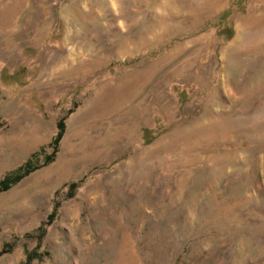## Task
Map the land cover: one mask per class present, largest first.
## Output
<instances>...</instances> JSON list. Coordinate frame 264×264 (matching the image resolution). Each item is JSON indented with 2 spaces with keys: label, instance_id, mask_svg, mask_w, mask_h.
<instances>
[{
  "label": "rangeland",
  "instance_id": "1",
  "mask_svg": "<svg viewBox=\"0 0 264 264\" xmlns=\"http://www.w3.org/2000/svg\"><path fill=\"white\" fill-rule=\"evenodd\" d=\"M27 165L0 264H264V0H0V182Z\"/></svg>",
  "mask_w": 264,
  "mask_h": 264
},
{
  "label": "trees",
  "instance_id": "2",
  "mask_svg": "<svg viewBox=\"0 0 264 264\" xmlns=\"http://www.w3.org/2000/svg\"><path fill=\"white\" fill-rule=\"evenodd\" d=\"M60 128V132L58 134V136L55 138V140L53 141V146L56 147L59 144L60 139L62 138V135L64 133V124L60 123L59 125ZM51 158V157H50ZM52 161V158H51ZM31 165H27L24 169L25 173L21 174L23 170H21L19 172V174L15 175V177H7L5 180H3L2 182H0V194L3 192L8 191L9 189H11L15 184H17L21 178H23L24 175L29 174L32 171V167H30ZM79 188V184L78 183H74L70 186V191L72 196H74V194L77 192ZM57 210H53V213L49 216V220L47 221V223L44 224L43 226V236H45V234L47 233V229L53 224L56 216H57ZM41 243V242H40ZM41 248V244H39L38 248L30 253L28 255L27 258V264H32V262L34 260H42L43 258H45V256H48L47 253H43L40 251ZM8 252L7 247L3 249V251L0 253V256L6 254Z\"/></svg>",
  "mask_w": 264,
  "mask_h": 264
}]
</instances>
